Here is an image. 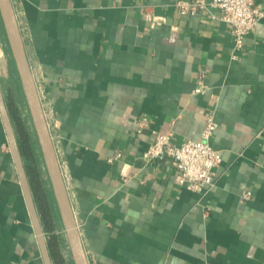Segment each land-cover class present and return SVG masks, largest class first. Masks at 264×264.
<instances>
[{
  "label": "crops",
  "instance_id": "1",
  "mask_svg": "<svg viewBox=\"0 0 264 264\" xmlns=\"http://www.w3.org/2000/svg\"><path fill=\"white\" fill-rule=\"evenodd\" d=\"M12 1L90 264H264V0L239 50L212 7ZM7 56L0 34V77ZM211 113L222 162L200 195L144 155ZM0 264H44L1 116Z\"/></svg>",
  "mask_w": 264,
  "mask_h": 264
},
{
  "label": "water",
  "instance_id": "2",
  "mask_svg": "<svg viewBox=\"0 0 264 264\" xmlns=\"http://www.w3.org/2000/svg\"><path fill=\"white\" fill-rule=\"evenodd\" d=\"M0 17L5 31L7 44L20 80L32 126L37 137L44 167L56 201L73 264H90L76 222L75 213L69 198L65 178L47 122L38 86L27 57L22 31L12 0H0ZM0 116L7 134L8 143L27 202L32 224L38 238L44 264H53L48 247V238L45 234L41 217L35 203L25 163L19 148L17 135L9 114L1 84Z\"/></svg>",
  "mask_w": 264,
  "mask_h": 264
},
{
  "label": "built area",
  "instance_id": "3",
  "mask_svg": "<svg viewBox=\"0 0 264 264\" xmlns=\"http://www.w3.org/2000/svg\"><path fill=\"white\" fill-rule=\"evenodd\" d=\"M182 17L195 16L210 7L218 12V19L231 26L235 49L243 48L246 37L255 30L262 13L255 0H178L175 4ZM198 93L201 89H197ZM218 128L214 114H209L201 139L176 144L169 133L156 135L145 153L148 162L171 159L177 170L176 181L190 191L205 195L215 185V169L222 162V153L213 146Z\"/></svg>",
  "mask_w": 264,
  "mask_h": 264
},
{
  "label": "trees",
  "instance_id": "4",
  "mask_svg": "<svg viewBox=\"0 0 264 264\" xmlns=\"http://www.w3.org/2000/svg\"><path fill=\"white\" fill-rule=\"evenodd\" d=\"M0 34L5 36L1 17ZM5 41L7 43L6 36ZM11 62V70L17 74L13 59ZM7 107L15 128L19 148L25 163L35 203L41 217L44 231L48 237V247L51 258L54 264H73L72 259L66 260L61 252L62 245H66L63 236L59 234L60 231L63 230L61 220L47 172L46 170L42 171L44 162L37 138L34 137L36 135L31 124V118L25 99L23 98V103L21 102L19 104L10 99L7 102Z\"/></svg>",
  "mask_w": 264,
  "mask_h": 264
},
{
  "label": "rangeland",
  "instance_id": "5",
  "mask_svg": "<svg viewBox=\"0 0 264 264\" xmlns=\"http://www.w3.org/2000/svg\"><path fill=\"white\" fill-rule=\"evenodd\" d=\"M6 59H7L6 61L8 62L7 64L9 66H8V68L6 66L3 67L2 71H1V77H0V80L2 82L1 87H2L3 93L5 95L6 103L10 99H12L17 104H19L21 102L23 103L24 95H23L22 88L20 89L21 84H20V80L18 82V78H19L18 74H16L15 72H13L11 70L12 56H7ZM25 103H26V101H25ZM31 124H32V122H31ZM34 137H36V136H34ZM42 171H45L44 166L42 168ZM59 234L62 235L63 239L66 241V236H65L64 230L60 231ZM65 244L66 245H62V247H61L62 255L64 256V258L66 260L72 259L70 250L68 248V244L66 242H65Z\"/></svg>",
  "mask_w": 264,
  "mask_h": 264
}]
</instances>
